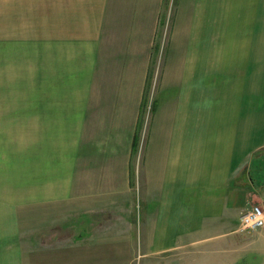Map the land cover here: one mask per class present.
<instances>
[{
	"label": "crops",
	"instance_id": "1",
	"mask_svg": "<svg viewBox=\"0 0 264 264\" xmlns=\"http://www.w3.org/2000/svg\"><path fill=\"white\" fill-rule=\"evenodd\" d=\"M168 6L0 0V264H264V0Z\"/></svg>",
	"mask_w": 264,
	"mask_h": 264
},
{
	"label": "rangeland",
	"instance_id": "2",
	"mask_svg": "<svg viewBox=\"0 0 264 264\" xmlns=\"http://www.w3.org/2000/svg\"><path fill=\"white\" fill-rule=\"evenodd\" d=\"M169 3L168 12H166L165 21L162 27L161 32V52L164 53L166 47L168 45L171 33V24L172 18L174 16L175 6L177 0H167ZM163 56L160 55V58L156 59L153 70L151 80L149 82V87L146 91L145 96V104L143 108V115L141 117L140 122V133H139V140H138V161L141 162V150L147 140L149 129L152 124V120L154 117L155 112V103L158 98V86H159V77L161 75V70L163 67ZM141 227L142 226H135V231L133 232V242L131 241L128 245V256L124 257V261H120L115 264H153L154 263V256L148 257L146 255L147 248L143 247L141 244ZM131 232V233H132ZM122 230H119L118 235H120ZM125 233V232H124ZM157 264V263H154ZM238 264H258V263H250V262H241Z\"/></svg>",
	"mask_w": 264,
	"mask_h": 264
},
{
	"label": "built area",
	"instance_id": "3",
	"mask_svg": "<svg viewBox=\"0 0 264 264\" xmlns=\"http://www.w3.org/2000/svg\"><path fill=\"white\" fill-rule=\"evenodd\" d=\"M264 227V209L258 204H250L241 215L238 233L249 235Z\"/></svg>",
	"mask_w": 264,
	"mask_h": 264
}]
</instances>
